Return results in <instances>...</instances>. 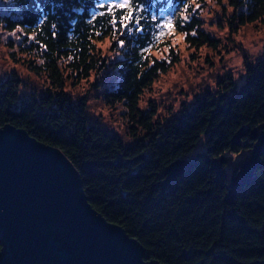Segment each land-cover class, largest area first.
<instances>
[{
    "label": "trees",
    "instance_id": "trees-1",
    "mask_svg": "<svg viewBox=\"0 0 264 264\" xmlns=\"http://www.w3.org/2000/svg\"><path fill=\"white\" fill-rule=\"evenodd\" d=\"M110 1L118 2L36 0L42 6L29 10L26 5L31 0H3L8 12L0 13V39L5 37L9 58L25 66L33 78L16 71L0 73V128L24 129L39 142L61 149L80 173L92 207L137 239L147 261L264 264V155L254 182L236 194L233 204L226 203V181L213 165L216 158L241 152L242 146L233 139L242 127L264 123V55L247 65L240 87L228 74L215 90L205 91L191 105L159 116L155 102L149 101L144 109L140 102L180 62V56L172 46L168 63L169 53L162 58L154 54L163 52L157 46L146 54L144 66L137 67L139 53L160 25L152 12L177 7L174 25L180 28L173 34H182L196 50H218L222 41L206 29L201 10L184 21V3L194 8L198 0H135L145 9L144 32L131 25L132 32L120 37L125 47L112 42V57L105 56L98 44L111 42V36L101 41L91 33L108 30L106 18L95 25L90 21L104 11L98 5ZM210 1H225L233 9L231 32L264 22V0H202V8ZM16 27L25 29L17 33L20 39L9 36ZM193 29L196 36L191 35ZM33 30L43 33L37 36L40 44L33 39ZM173 34L161 44L172 45ZM77 44L78 58L70 59ZM44 45L47 51L42 50ZM105 73L115 81L104 84ZM92 76L100 102L119 109L125 119L124 135L94 118L88 95H75L70 89ZM186 158L196 159L192 168L163 191L166 168Z\"/></svg>",
    "mask_w": 264,
    "mask_h": 264
},
{
    "label": "water",
    "instance_id": "water-1",
    "mask_svg": "<svg viewBox=\"0 0 264 264\" xmlns=\"http://www.w3.org/2000/svg\"><path fill=\"white\" fill-rule=\"evenodd\" d=\"M233 143L242 146L240 153L213 160L226 181L228 204L256 178L264 123L242 127ZM195 161L171 163L163 191ZM0 245V264H161L147 261L137 239L92 207L80 173L61 149L12 125L0 128Z\"/></svg>",
    "mask_w": 264,
    "mask_h": 264
},
{
    "label": "rangeland",
    "instance_id": "rangeland-1",
    "mask_svg": "<svg viewBox=\"0 0 264 264\" xmlns=\"http://www.w3.org/2000/svg\"><path fill=\"white\" fill-rule=\"evenodd\" d=\"M114 3L116 1H110ZM8 12L7 5L0 0V13ZM179 9L169 5L160 12H152L155 17L160 18V24L166 20H172L173 24L179 13ZM233 14V9L225 1L218 3L210 1L205 8H201V18L205 22L206 29L222 41L218 50H212L209 47H203L196 50L190 47L182 34H173L172 46L180 56V62L166 75H163L154 85L143 101L140 107L145 108L149 101L155 102L159 108V116H170L177 113L185 105H191L197 101V97H202L205 91L215 90L219 80L232 74L236 83L240 87L246 78V68L248 64L254 63L264 55V22H254L237 27L230 31L229 20ZM5 37L0 39V73L2 75L16 71L22 76L33 78L28 70L22 64H18L9 58V51L4 44ZM103 44H109L106 40ZM105 56L112 57L110 46L101 48ZM158 58L165 57L167 52H155ZM242 64L244 71H240ZM4 73V74H3ZM115 81L113 75L105 73L102 81L104 84H110ZM94 77L89 82H82L73 89L69 87L75 95H88L90 97V108L95 119H101L103 124L112 128V131L119 134H125V119L120 114L119 109L108 108L103 105L97 97L96 88L92 87ZM211 82V83H210ZM151 108L150 103L148 104ZM105 111L97 114V109Z\"/></svg>",
    "mask_w": 264,
    "mask_h": 264
},
{
    "label": "snow or ice",
    "instance_id": "snow-or-ice-1",
    "mask_svg": "<svg viewBox=\"0 0 264 264\" xmlns=\"http://www.w3.org/2000/svg\"><path fill=\"white\" fill-rule=\"evenodd\" d=\"M27 8L29 10L33 8H40L42 5L37 3L36 0H31L30 3H28ZM100 9H104V11L99 12L98 16H93L92 20L90 21V24L95 25L100 18H106L105 22L108 25V30L101 31L98 29H94L91 33V36L98 38L101 41H104L106 37L109 35L111 36V42L109 44H101V48H105L108 46H111L112 42L115 43L116 46L119 48L125 47V40L123 37L125 33H131L132 28L131 25L136 26L135 30L137 32H144V28L141 27L142 20L145 19V17H142L141 13L145 11V9L135 2V0H118V2L109 3L107 5L100 4L98 5ZM202 8V0H198L196 3V6L193 8L190 3L185 2L183 6V19L184 21L189 20L193 15L197 14ZM161 14H163V9H161ZM53 28H55V25H52ZM177 28H180V24H173L172 20H166L163 24H160L157 26V31L152 34L151 41L149 42L148 46L143 49L139 53V63L137 65L138 68L143 67L144 63L147 61V55L151 54L152 48L159 46L160 48H163L164 52L169 53L170 55L166 57V62H171V51H172V45H169L167 43L161 44L162 41H164L169 35H171ZM25 29L21 27H16L14 30L9 32V36H16L17 39H20V37L17 35V33L24 32ZM33 39H36L37 44H40V39L37 38V36L42 37L43 33L39 32L37 33L36 30H33ZM187 33H185V36ZM192 36L197 35L196 29H193ZM56 33L53 32L52 38L55 39ZM185 37H181V39H184ZM65 47H68L65 45ZM91 47V45H89ZM42 50L47 51V45L42 46ZM79 51V44H77L76 48H73L71 50V53L69 55L70 59L78 58L76 57L75 53ZM152 64L155 65V61H152ZM98 67V65H97Z\"/></svg>",
    "mask_w": 264,
    "mask_h": 264
},
{
    "label": "clouds",
    "instance_id": "clouds-1",
    "mask_svg": "<svg viewBox=\"0 0 264 264\" xmlns=\"http://www.w3.org/2000/svg\"><path fill=\"white\" fill-rule=\"evenodd\" d=\"M41 63H42V61H41ZM239 67V70L242 72V71H244V69H243V67H242V64L240 65V66H238ZM211 83V82H210ZM97 111V114H99V112H101V111H105L104 109H102V108H100V109H97L96 110Z\"/></svg>",
    "mask_w": 264,
    "mask_h": 264
}]
</instances>
